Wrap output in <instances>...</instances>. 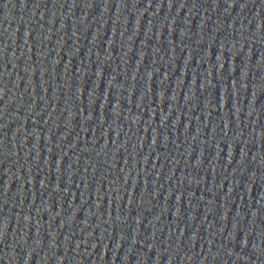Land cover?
<instances>
[{"label": "water", "instance_id": "water-1", "mask_svg": "<svg viewBox=\"0 0 264 264\" xmlns=\"http://www.w3.org/2000/svg\"><path fill=\"white\" fill-rule=\"evenodd\" d=\"M0 264H264V0H0Z\"/></svg>", "mask_w": 264, "mask_h": 264}]
</instances>
